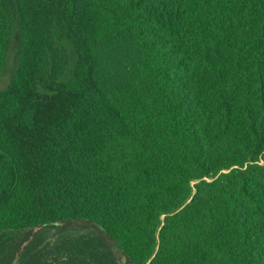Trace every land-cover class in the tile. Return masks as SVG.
Listing matches in <instances>:
<instances>
[{
  "label": "trees",
  "instance_id": "16d2710c",
  "mask_svg": "<svg viewBox=\"0 0 264 264\" xmlns=\"http://www.w3.org/2000/svg\"><path fill=\"white\" fill-rule=\"evenodd\" d=\"M11 58L0 255L264 264V0H0Z\"/></svg>",
  "mask_w": 264,
  "mask_h": 264
},
{
  "label": "rangeland",
  "instance_id": "374dc122",
  "mask_svg": "<svg viewBox=\"0 0 264 264\" xmlns=\"http://www.w3.org/2000/svg\"><path fill=\"white\" fill-rule=\"evenodd\" d=\"M14 68H15L14 58H11L10 61H8L0 77V91L7 86ZM73 225L78 226L79 224L78 225L73 224ZM55 235L58 236V232L57 230H53V229H49V230L42 229L41 232L37 231L34 233L21 234L20 235L21 242L17 240L18 241L17 247L12 250L6 251L5 253L0 255V264H8V263L9 264H20L21 256L32 239H34L36 236H39L37 247H39L38 249H43L44 246L48 245L50 247L54 243H56L59 237H56ZM61 235H66V233H63ZM39 243H41V245ZM38 249L35 248V250L31 254H35L36 252H38Z\"/></svg>",
  "mask_w": 264,
  "mask_h": 264
}]
</instances>
